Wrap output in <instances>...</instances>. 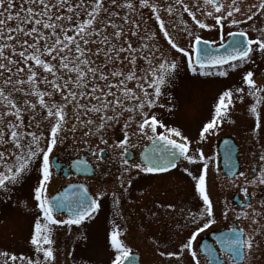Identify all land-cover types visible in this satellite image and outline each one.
Returning <instances> with one entry per match:
<instances>
[{
    "label": "snow or ice",
    "instance_id": "obj_1",
    "mask_svg": "<svg viewBox=\"0 0 264 264\" xmlns=\"http://www.w3.org/2000/svg\"><path fill=\"white\" fill-rule=\"evenodd\" d=\"M149 21L156 30L148 27ZM196 29H215L218 46ZM158 38L167 49L159 46ZM184 39L189 41L187 46ZM256 53L264 58V0H254L243 9L240 0H21L19 7L15 0H0V205L19 206L22 202L14 199L16 187L23 185L34 167L38 173L31 188L38 212L28 240L33 255L0 250V264H57L55 233L61 228L69 232L73 226L82 228L99 213L106 191L90 194L83 182L69 183L54 196L47 191L52 169L60 167L52 160L54 149L70 139L74 150L82 145L90 153L95 169L111 175L104 168L105 149L98 148L93 138L122 150L115 179L123 193L130 191L135 176L169 173L180 160L202 165L198 176L183 168L201 202L198 212L185 216L193 228L178 251L161 250L154 242L160 257L174 258L168 264H182L185 259L187 264H264V209L258 213L246 202L251 216L244 210L236 219L250 220V230L228 227L214 236L219 252L200 242L198 237L217 223L208 190L215 157L205 156L200 147L190 151L189 138L151 111L157 107L174 111L175 97L171 92L165 97V89L181 65L193 77H227L225 65L235 70L254 63ZM242 83L244 87L218 94L211 118L199 128L197 144L215 135L225 122L232 123L235 102H242L247 90L254 101L248 107L253 119L250 137L253 146L261 148L253 153L259 174L251 180L243 171L238 175L247 183L264 185V84L257 82L251 69L243 74ZM117 126L122 136L109 145L106 134ZM77 134L82 137L79 144ZM133 137L148 141L150 147H145L139 162L130 163L125 154L136 146ZM225 144V165L234 176L233 147ZM68 167L77 174L94 171L79 157L70 160ZM241 191L247 196L246 188ZM111 195L113 204L119 205L121 196L114 191ZM157 207L172 209L173 205ZM228 211H223L225 218ZM122 235L115 224L107 233L113 251L110 264H137ZM81 238L87 239L83 234Z\"/></svg>",
    "mask_w": 264,
    "mask_h": 264
},
{
    "label": "rangeland",
    "instance_id": "obj_2",
    "mask_svg": "<svg viewBox=\"0 0 264 264\" xmlns=\"http://www.w3.org/2000/svg\"><path fill=\"white\" fill-rule=\"evenodd\" d=\"M15 2L19 7L21 0H15ZM252 2L254 0H240L242 9ZM117 22L120 21L117 20ZM207 22L213 23L211 19ZM124 27L127 29L128 25ZM148 27L156 30V26L151 21H149ZM241 27L247 28V25H241ZM169 30L173 31L171 28ZM231 30L236 31L237 29L232 28ZM196 31L203 39L215 40L217 45L219 44V37L215 29H196ZM227 31L229 29L225 26V40L228 38ZM173 34L175 33L173 32ZM157 43L162 49H167L166 42L162 39L158 38ZM188 43L187 39L183 40L184 46H187ZM252 59L254 63L238 65L235 70L229 69L225 65V69L229 73L227 77H193L181 65L177 70L176 77L170 82V87L165 89V97L168 92H171L175 97L174 111L168 112L158 107L151 110L163 123L178 127L189 138L191 141L190 151L200 147L205 156L215 157L208 172V190L216 210L217 223L210 229L224 228L229 222L234 221L235 227H244L248 231L250 230V220L239 221L236 216L244 210L248 211L251 216L252 208L258 213L264 209V185L247 183L244 177L238 175L243 171L247 179L251 180L259 174L258 157L254 159L253 153L260 152L261 148L259 144L253 146V140L250 137L253 119L248 113V107L254 101L252 97L247 96V90H245V99L242 102L240 100L235 102L232 123L225 122L215 135L197 144L199 128L203 122L211 118L212 106L221 91L226 88H231L234 91L237 87H244L242 76L250 69L255 72L257 82L264 84V79H261L264 75V58L256 53ZM160 102L166 103V99L161 98ZM261 110L264 111V105H261ZM119 127L107 132L106 138L109 145L121 138ZM158 131H162V129H158ZM223 138H231L238 145L237 159L240 170L233 179L224 177L219 168L217 144ZM81 139L82 137L77 134L78 144ZM92 142L98 148L105 149L103 153L104 168L111 175H104L99 169H95L96 161L90 153L82 145L74 150L71 139L65 145L55 148L52 155V158L61 164L60 169L68 168L70 160L85 156L94 171L91 177L83 178L70 172L67 176L60 173L56 175L52 169L53 179L47 190L49 196L56 194L69 183L81 182L88 186L90 194H95L98 190L108 193L106 197L102 198L101 210L93 220L86 221L82 228L73 226L70 232L66 228H61L55 233L58 249L57 264H110L113 251L107 243V233L113 224L122 232L121 239L132 249V253L140 255L141 264H168V260L174 258L160 257L155 249V243L160 245L161 250L178 251L180 242L193 228L186 221L185 216L189 211L198 212L201 202L195 192L192 177L184 173L183 168L188 167L194 176H198L202 165H189L182 160L176 172L164 176L143 174L135 176V172H133L132 175L135 176V179L131 189L128 193H123V189L119 187V182L115 179L119 175L122 150L100 144L96 138H93ZM132 143L136 146L130 147L128 151L134 154V159L129 162H139L138 154L149 142L139 137H133ZM254 167L255 171H253ZM37 181L38 173L34 167L23 185H18L15 189L14 199L22 203L19 206L0 205V250L14 252L17 255H33L28 240L34 218L38 215L31 198V188ZM244 188L247 189V196L251 198L252 208H238L235 205L233 207L231 196ZM113 191L121 196L119 205L113 204L111 195ZM244 196L245 194L239 197L243 200ZM167 204H172L173 208L157 207V205ZM226 208L229 209L227 218L223 215ZM152 213H156V215L153 216ZM257 218L259 219V217ZM261 223H264V220ZM252 227L256 226L252 225ZM81 234L87 239H82ZM68 252H72L73 256L68 257ZM182 264H187V259Z\"/></svg>",
    "mask_w": 264,
    "mask_h": 264
},
{
    "label": "water",
    "instance_id": "obj_3",
    "mask_svg": "<svg viewBox=\"0 0 264 264\" xmlns=\"http://www.w3.org/2000/svg\"><path fill=\"white\" fill-rule=\"evenodd\" d=\"M203 46V45H202ZM221 51H223V49H221ZM225 142H227L228 144H230L232 147H233V152H232V162L235 164V173H237V171H238V164H237V161H236V149H235V147H234V145L232 144V141H230V140H227V139H224L221 143H220V145L218 146V152H219V156H220V167H221V170H222V172L226 175V176H228V177H232L233 175H232V169L231 168H229V167H226V165H225V148H226V144H225ZM147 147H150V145L149 146H147ZM145 149V148H144ZM144 151V150H143ZM143 151L140 153V155H139V159L141 160L142 159V156H141V154L143 153ZM102 155L104 156V154L102 153ZM80 158H83V159H85V157H80ZM125 158H127L129 161L130 160H132V158H133V156H132V153L131 152H129V151H127V153L125 154ZM52 160H53V162L54 163H56V160H55V158H52ZM57 164V163H56ZM60 165V164H59ZM54 170L57 172V170H58V168H54ZM74 173H75V171L74 170H72ZM93 172V171H92ZM92 172H90V173H88V174H84V173H80V174H77V173H75V174H77V175H80V176H91L92 175ZM68 187V186H67ZM66 187V188H67ZM65 188V189H66ZM65 189H63V190H61L60 192H63ZM59 192V193H60ZM58 194V193H57ZM57 194H55V195H57ZM54 196V195H53ZM248 198H246L245 199V202L246 203H248ZM244 202V204H242L241 205V207H243V206H245L246 205V203ZM137 264H138V262H137Z\"/></svg>",
    "mask_w": 264,
    "mask_h": 264
},
{
    "label": "flooded vegetation",
    "instance_id": "obj_4",
    "mask_svg": "<svg viewBox=\"0 0 264 264\" xmlns=\"http://www.w3.org/2000/svg\"><path fill=\"white\" fill-rule=\"evenodd\" d=\"M237 148H238V145H237ZM239 152V151H238ZM238 154V153H237ZM182 160H180V161H178L177 162V168H178V165H179V163L181 162ZM177 168L176 169H172L169 173H172V172H176V170H177ZM253 171H255V167L253 168ZM60 173L62 174H64V176H67L68 175V173H69V171L67 170L66 171V169H64V171L62 170V169H60ZM71 173V172H70ZM169 173H165V174H156V175H158V176H164V175H168ZM244 193L241 191V189L239 190V193H235V194H233L232 196H231V205L234 207V205L235 206H237L236 204H235V199H236V197L238 196H240V195H243ZM246 196H244L243 198H245ZM261 200H263L262 198H261ZM250 201H251V198H250ZM250 204V203H249ZM228 227H235V224H234V221H232V222H229V224L226 226V227H224V228H214V229H209V230H207V231H205V233H202L201 235H200V237H198V239L200 240V242L201 243H208V244H211L214 248H215V250L217 251V252H219V245L218 244H216V242H215V240H214V238H212L211 236L212 235H215L216 233H219V232H225V231H227V228ZM212 234V235H211ZM211 235V236H210ZM133 255H136L137 256V258H138V264H141L142 262H141V257H140V255L139 254H137V253H133Z\"/></svg>",
    "mask_w": 264,
    "mask_h": 264
}]
</instances>
